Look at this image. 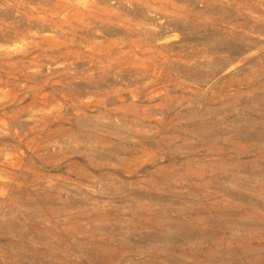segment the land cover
Here are the masks:
<instances>
[{"label": "rangeland", "instance_id": "1", "mask_svg": "<svg viewBox=\"0 0 264 264\" xmlns=\"http://www.w3.org/2000/svg\"><path fill=\"white\" fill-rule=\"evenodd\" d=\"M0 264H264V0H0Z\"/></svg>", "mask_w": 264, "mask_h": 264}]
</instances>
